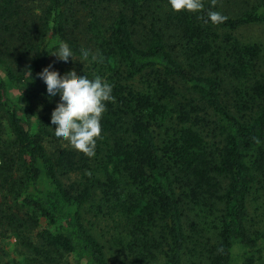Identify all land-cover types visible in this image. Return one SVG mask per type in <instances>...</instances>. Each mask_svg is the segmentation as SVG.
<instances>
[{
	"label": "trees",
	"instance_id": "obj_1",
	"mask_svg": "<svg viewBox=\"0 0 264 264\" xmlns=\"http://www.w3.org/2000/svg\"><path fill=\"white\" fill-rule=\"evenodd\" d=\"M200 3L0 0V225L23 264H264V46L240 34L264 0ZM45 68L113 86L93 157L56 139Z\"/></svg>",
	"mask_w": 264,
	"mask_h": 264
},
{
	"label": "clouds",
	"instance_id": "obj_2",
	"mask_svg": "<svg viewBox=\"0 0 264 264\" xmlns=\"http://www.w3.org/2000/svg\"><path fill=\"white\" fill-rule=\"evenodd\" d=\"M171 9L176 12L198 10L202 7L200 0H169ZM211 22H223L226 17L218 12H209ZM58 54L60 61L67 65L75 60L67 46L61 47ZM88 53H84L87 57ZM96 58L93 57V60ZM39 77L47 87V98L55 100L60 97V105L53 113L51 127L55 137L67 141L74 149L88 157L95 155L97 139L102 135V118L108 102H115L113 86L100 76L89 79L87 74L78 76L75 72L61 79L59 74L45 68Z\"/></svg>",
	"mask_w": 264,
	"mask_h": 264
},
{
	"label": "rangeland",
	"instance_id": "obj_3",
	"mask_svg": "<svg viewBox=\"0 0 264 264\" xmlns=\"http://www.w3.org/2000/svg\"><path fill=\"white\" fill-rule=\"evenodd\" d=\"M85 16L88 18V12H85ZM240 34L246 41L260 43L264 46V25L246 28ZM250 218L255 221L257 227L264 226V200L250 208ZM42 226L47 227L45 220L42 221ZM8 230L5 224L0 225V264H23L24 256L21 254L23 248L18 247L16 236ZM64 264H74V261L69 259Z\"/></svg>",
	"mask_w": 264,
	"mask_h": 264
}]
</instances>
